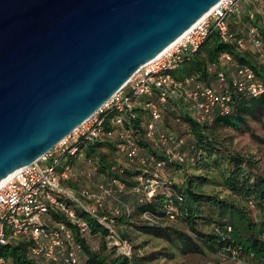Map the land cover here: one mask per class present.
Listing matches in <instances>:
<instances>
[{"label": "water", "instance_id": "obj_1", "mask_svg": "<svg viewBox=\"0 0 264 264\" xmlns=\"http://www.w3.org/2000/svg\"><path fill=\"white\" fill-rule=\"evenodd\" d=\"M222 0H0V183L96 114Z\"/></svg>", "mask_w": 264, "mask_h": 264}, {"label": "trees", "instance_id": "obj_2", "mask_svg": "<svg viewBox=\"0 0 264 264\" xmlns=\"http://www.w3.org/2000/svg\"><path fill=\"white\" fill-rule=\"evenodd\" d=\"M245 9L243 17L234 14L232 19L235 24L230 22V18L228 19L230 41L224 42L217 32H212L199 50L172 72L173 78L178 82L192 79L195 83L213 87L220 93L229 92L232 95L231 112L222 115L216 111L211 120L200 123L191 112L190 104L183 98L168 99L166 104L160 105L162 117L171 108L179 110L183 114L181 117L187 125L188 134L180 137L186 142L185 148L188 150L191 148V152L188 154L198 155L200 158L193 166L207 167L203 149L216 151L220 155L222 162L227 164L226 169L222 172V184L220 185L236 197L239 203L230 202L227 198H220L218 195L205 193L192 179L185 180V183L180 186L164 175L169 166H185L190 163L171 162L161 169L159 174L163 178V183L152 198L138 193L136 188L139 177L153 175L155 168L153 166L144 167L136 162L137 168L131 170L122 164V159L129 160L120 152L121 141L118 136V128L112 124L110 117L106 125L115 131L113 139H106L94 145L80 143L77 145L79 151L75 156L68 155L62 158L67 162L64 164L65 166L60 165L59 171L65 167H71L83 154L88 162L96 165L98 174L105 177L107 180L105 184L111 185L114 194L107 200V207L110 201H115L117 204L114 209H118L120 215L115 217V225L123 240L132 244L126 233L120 230L121 226L132 225L141 233L163 239L170 244H178L179 250L184 256L203 254V245H205L239 262L264 264V171L260 170L254 156L229 152L221 147V142L217 139L218 130L231 129L236 132L250 133L252 138L262 141L253 132L251 123L258 122L264 128V93L259 97L246 96L239 93L233 86L234 81L238 78L237 69L247 67L254 72L256 79L264 88V22L260 15L251 20L248 15L250 9L248 7ZM242 26L245 27V35L240 32ZM252 26L260 29L263 44L260 50L254 48L249 42ZM239 40L244 42V46H239ZM250 45L253 49L248 48ZM225 53H229L233 57L231 63L222 61V55ZM220 72L226 76V81L223 83L218 80ZM156 99L157 96L154 100ZM145 102L146 99L141 100V104ZM136 112L137 119L134 121L132 135L139 145L140 156H154L161 160L164 157L162 148L153 149V145L147 142L150 141L146 136L147 126L151 119L149 111L142 105L136 109ZM144 124L145 128L142 130ZM141 146L149 149L148 155L141 154ZM115 154L117 157H114ZM206 171L208 170L206 169ZM114 180L117 184H112ZM63 183L67 186L65 180ZM119 183L125 186L122 192L119 191ZM131 200L140 211L139 222L133 220L131 208L126 204ZM170 208L176 210L172 214L174 218L168 214ZM146 212L156 216L159 224L151 225L144 221L142 215ZM77 214L89 226L87 235L82 236L77 233L76 236L77 243L83 250L79 264H144L143 259L135 253L133 244V256L129 258L122 255L117 247L112 246L111 240L108 238V229L97 218L91 217L79 209H77ZM109 214L110 212L106 208L99 215ZM204 214L208 215V220L211 223H215L209 234H205L199 228V221L206 219ZM170 219L181 220L188 226L189 231L172 228L167 224ZM46 222L48 227H54L58 223L71 225L63 215L55 211L50 212L46 217ZM96 237L101 239L98 249L89 242V238ZM31 246L32 242L28 238L14 239L0 249V256L4 258L5 262L11 261L14 264H44L31 255Z\"/></svg>", "mask_w": 264, "mask_h": 264}, {"label": "built area", "instance_id": "obj_3", "mask_svg": "<svg viewBox=\"0 0 264 264\" xmlns=\"http://www.w3.org/2000/svg\"><path fill=\"white\" fill-rule=\"evenodd\" d=\"M238 2L239 0H222L182 40L162 56L143 66L107 104L70 136L36 162L16 171L0 186V249L11 240L28 238L32 242L31 255L44 264H79L83 250L77 243L76 236L77 233L85 236L89 230L87 222L77 214L79 209L97 218L108 229L112 246L117 247L122 255L129 258L133 256V245L122 239L115 225V217L120 215V211L114 209L109 215H99L106 210L107 200L113 197L111 185L101 184L95 191L66 187L63 180L69 178L70 167L59 171L61 160L64 156H75L80 143L94 145L113 139L115 131L106 125L110 117L112 124L118 128L120 152L130 162L155 168L153 175L139 177L136 188L138 193L147 198H152L161 187L163 178L159 171L168 163L196 164L199 156L189 155L184 151L186 142L182 137L175 132H157V126L162 121L160 105L166 104L168 99L183 98L190 104L191 112L200 123L211 120L216 111L222 115L231 112L232 95L229 92L220 93L217 89L195 83L192 79L178 82L173 78L172 72L188 61L212 32H217L224 42L231 40L228 19L235 12ZM248 15L251 20L260 15L264 22V10H250ZM249 42L257 50L262 48L258 27L250 28ZM238 44L244 46L242 40ZM221 59L225 63L233 61L229 53L223 54ZM237 77L233 86L239 93L252 97H259L264 93L262 84L249 68H238ZM218 80L221 83L226 81L223 72L218 74ZM156 96L157 99L154 100ZM143 97H146V102L141 104ZM142 105L151 117L146 136L150 140L157 138L164 156L161 160L154 156H140L139 146L133 138L136 109ZM112 184L117 182L114 180ZM118 188L122 192L125 186L119 183ZM51 211L63 215L71 225L58 223L54 227H48L46 217ZM175 211L170 208L168 214L171 218H174L172 214ZM142 219L151 225L159 224L158 218L147 212L143 213ZM3 263L5 260L0 256V264Z\"/></svg>", "mask_w": 264, "mask_h": 264}, {"label": "rangeland", "instance_id": "obj_4", "mask_svg": "<svg viewBox=\"0 0 264 264\" xmlns=\"http://www.w3.org/2000/svg\"><path fill=\"white\" fill-rule=\"evenodd\" d=\"M250 10H264V0H239L235 12L230 16V22L233 23L234 14L239 17L244 16L245 8ZM243 31V32H242ZM240 32L245 35V27L240 28ZM250 49L251 45L248 47ZM233 68V67H231ZM142 99H146L143 97ZM183 114L179 110H173L165 112L162 117V121L157 126L158 133H166L168 131H174L179 136H187V125L182 120ZM149 119V117H147ZM251 127L255 135L262 139V141L252 138L250 133L236 132L231 129H220L217 131V139L221 142V147H224L227 151L232 153H240L242 155L254 156L258 162L260 170L264 171V128L258 122H252ZM145 128V124L142 126V130ZM143 135V134H142ZM117 136V133H116ZM147 141V140H146ZM148 143L153 145V149H160V145L157 142V138L148 140ZM146 142V143H147ZM151 145V146H152ZM139 146V145H138ZM141 154L148 155L149 149L141 146ZM186 153L191 152V148H184ZM205 157L207 159V167L198 168L191 164L185 166L172 165L165 171L164 175L170 180L175 182L176 185H183L185 180H194L205 193L218 195L220 198H227L230 202L239 203V200L232 196L222 184V172L226 169L227 164L222 162L220 155L216 151H208L203 149ZM117 157V154L114 155ZM78 163H73L70 167L69 178L72 179L74 190L91 189L95 191L99 185L107 183L105 177L98 174L96 165L86 160V157H79ZM67 160H61V164H64ZM122 164L131 170L137 168L136 162H129L122 159ZM206 169L208 171H206ZM73 175V176H72ZM70 179V180H71ZM69 187V186H68ZM72 188V187H70ZM96 188V189H95ZM131 196V195H129ZM127 206L131 208V214L135 222L140 221V211L134 206L133 201H127ZM115 201H110L108 204V211L111 212L116 207ZM205 220L199 221V228L205 233L209 234L215 223H211L208 220V215L204 214ZM210 222V223H209ZM172 228L189 231L188 226L182 223L181 220L170 219L167 223ZM121 231L126 233L127 238L131 240L135 247V253L139 258L143 259L144 264H246L245 262H239L231 259L228 256H224L216 249L209 248L203 245L204 253L201 255H188L181 254L178 244H170L163 239L156 238L154 236L146 235L138 231L134 226H121ZM90 244L99 248L101 245V239L89 238ZM3 264H14L13 262H5Z\"/></svg>", "mask_w": 264, "mask_h": 264}, {"label": "bare ground", "instance_id": "obj_5", "mask_svg": "<svg viewBox=\"0 0 264 264\" xmlns=\"http://www.w3.org/2000/svg\"><path fill=\"white\" fill-rule=\"evenodd\" d=\"M210 13H211V12H210ZM210 13H208L204 18H206ZM204 18H203V19H204ZM183 37H184V35H183L178 41H176L174 44H176L177 42H179L180 40H182ZM174 44H173V45H174ZM173 45H171L169 48H171ZM169 48H168V49H169ZM168 49H166V50H168ZM166 50H165V51H166ZM165 51H164V52H165ZM164 52H163L162 54H164ZM162 54L159 55L158 57L162 56ZM12 176H13V174L10 175V176H9L8 178H6L5 180H3V181L0 183V186L3 185V184H4L8 179H10Z\"/></svg>", "mask_w": 264, "mask_h": 264}, {"label": "crops", "instance_id": "obj_6", "mask_svg": "<svg viewBox=\"0 0 264 264\" xmlns=\"http://www.w3.org/2000/svg\"><path fill=\"white\" fill-rule=\"evenodd\" d=\"M75 163H78V160H76L75 161ZM73 176V175H72ZM71 178H68V179H65V181L67 182V186L66 187H72V188H74V185L72 184V179L70 180ZM64 181V180H63ZM64 184V183H63ZM96 188H98V187H96ZM95 188V189H96Z\"/></svg>", "mask_w": 264, "mask_h": 264}]
</instances>
